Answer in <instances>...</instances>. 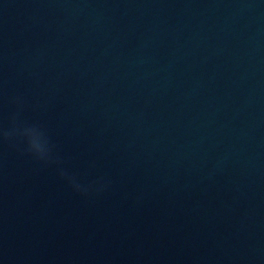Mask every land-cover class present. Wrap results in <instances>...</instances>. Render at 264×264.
<instances>
[{"label":"clouds","instance_id":"1","mask_svg":"<svg viewBox=\"0 0 264 264\" xmlns=\"http://www.w3.org/2000/svg\"><path fill=\"white\" fill-rule=\"evenodd\" d=\"M2 135L5 139L9 138L12 135H18L25 139L27 144L26 151L34 158L46 163L58 162L52 159L53 146L51 145L45 132L38 125L27 127L22 130L13 129L12 132H3ZM61 175L65 176L66 174L64 172H61ZM66 178L70 183L74 181V177L67 176Z\"/></svg>","mask_w":264,"mask_h":264}]
</instances>
